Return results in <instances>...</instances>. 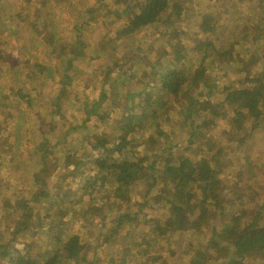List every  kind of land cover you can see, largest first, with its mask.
Here are the masks:
<instances>
[{"label": "trees", "instance_id": "trees-1", "mask_svg": "<svg viewBox=\"0 0 264 264\" xmlns=\"http://www.w3.org/2000/svg\"><path fill=\"white\" fill-rule=\"evenodd\" d=\"M54 1L43 0V4L37 8L36 4L39 2L35 0L36 4L31 2V8H34L33 12L36 14L38 10L42 8L46 10V6L51 4V8L54 7V9L50 8V10L57 17V9H59L57 6L62 0H56V3ZM125 1L116 0V9L110 11V14L116 16L115 11H119L120 17H128V22L117 30L115 36H106L107 40L102 43L103 51L109 50L111 54L112 43L157 25L162 28L158 33L165 43L167 42L168 49L165 53L169 55L168 60L171 63L138 69L133 63L124 68L122 60L114 61V65L109 70H105V80H108L113 69L119 68L125 71L122 73L125 74L126 79L136 80L138 84H142L140 90L131 96L132 99H146L153 108L150 109V104L146 102L148 107L144 106L149 111L138 114L132 108L136 107L135 104L130 102L125 110L118 113L116 125L113 124L116 135L118 134L116 140L111 139V134L110 136L101 135L98 139L88 138L92 144L89 148L82 150L81 158L73 161L71 160L73 154L66 156L59 168L60 170L65 166L70 169L68 178L73 180H77L81 170L84 172L82 177L85 180L81 191L98 195L100 199L98 208L93 205L89 207L90 211L101 214L99 223L105 221L107 224L105 232L100 229L96 234L91 232L90 236L93 239L87 240L74 232L63 238L67 231H71L68 224L70 221L67 220L64 223L66 228L55 234L58 236V241L53 252L40 258L39 255L28 252L27 254L14 253L13 246L0 243V261L16 255L12 260L17 264H99L102 259H98V255L101 256L109 250L110 246L106 245L114 243L119 246L118 249L120 248L118 252L121 254L118 260L120 264L128 263L127 260L132 257V253L139 262L140 256L147 255L149 261L146 264H161L164 259L161 254L163 252H169L172 261L176 260L177 253L169 249L171 244L168 241L175 235L183 236L193 233L192 231L197 232L198 238L204 236L203 242L208 244L206 249L210 254L222 258L218 262L211 258L212 262H216L213 264H240V261L242 263L251 252L264 254V192L261 195V186H264V52L260 54L258 50V42L262 38L255 37L254 43L247 36L248 28H257L254 25L255 17H259L258 21L264 18L263 1H259L260 8L256 7L247 16V25H244L242 21L244 15L238 23L231 24L230 37L225 40L228 45L224 48L221 43L214 40V35L212 36L215 33V37H219L222 32L221 29L214 31L218 27L219 20L212 11L199 12L200 16L197 17L199 22L197 26L201 28L200 32L205 40L190 35L192 40L187 45L184 42L186 33L179 26L184 17L186 2L181 0ZM50 13L42 12L40 17L48 16ZM21 15L18 13V18L24 21L20 18ZM92 18L94 20V17ZM79 19L80 22L89 24V21L82 16ZM42 27L53 28L52 22L45 19ZM80 35L71 44L69 67L73 65L74 60L85 55L86 41ZM232 36L239 38L234 41ZM20 37L21 34H19ZM4 38L3 42H0V72L6 63L13 62L9 59L10 50L7 48L12 38L8 36ZM252 47L254 49L250 50ZM238 49H241V53H238L242 58L231 59ZM192 53L195 54L193 57L197 62H193L191 67H186L185 62ZM15 56L21 59V63L9 64L10 69H7L5 74H9L11 85L8 94H0V108L3 111L14 105L12 107H18L19 111L17 116L11 118L25 119L24 105L27 108L34 107L30 97L31 90L45 84L48 76L45 75L44 64L22 58L19 54ZM233 62H238L237 68L232 66ZM180 64L181 73L176 69ZM257 70H259L258 73ZM21 72L26 73L23 82L30 87L28 89L17 78ZM145 72L147 77L141 79L140 74ZM106 81L102 85L104 90H100L102 94L84 103L83 114L87 113V120L96 116L107 122L109 115L112 114V119L119 109L118 105H110L107 98L108 93L120 95L113 90L117 83L111 84L108 89ZM124 83H126L125 80ZM151 85L155 90L151 91L148 88ZM106 89L109 92H106ZM152 93L154 99L151 97ZM73 98L80 99L79 105L86 99L75 95ZM68 99H70L69 96L64 92L58 93L55 115L66 116L63 106ZM90 105L93 107L91 108ZM144 106L139 105L140 111L144 110ZM173 106H178L176 110L178 118H185L180 120L182 131L186 134L183 147L182 144L172 146L162 142L167 135L160 132L157 136L154 132L161 129V126L160 124L156 126L157 123L154 126V122L151 123L152 118H161L158 113L164 107L170 110ZM100 113L104 116L100 117ZM198 116H201L199 118L202 122L194 131L190 123ZM231 116H236L238 121L241 120L242 127L239 128L242 134L241 144L250 139L255 146L250 157L244 154L239 155V159L228 156L227 145L239 151L238 141L235 145V141H229L224 147H221V144L218 147L216 143L219 145V141L205 140L206 134L202 132L203 129L207 128V131L212 133L215 128L212 125L214 122L217 123L225 118L231 121ZM30 117H34L32 113ZM77 127L75 124L70 125L73 130ZM66 128L70 129L69 126ZM146 129H150L152 133L147 134ZM173 129L176 130V127L174 126ZM194 147L201 155L200 163L196 164L187 153ZM45 152L38 156L41 163L33 180L35 187L39 190V196H33L31 201H41L42 194L52 189V194H49L50 197L45 203L52 201L53 207L62 208L69 199V190L62 196V186L49 185L51 173L57 171L58 165H53ZM235 182L237 186L244 182V188L233 189ZM256 182H258L257 185H254ZM229 190L233 205L227 203ZM81 191L79 194H82ZM29 203V200L18 199L17 192H12L10 196H1L0 193V212H6L5 214L8 215V223L0 225L2 229L0 236L4 235L2 233L4 230L7 231L10 228L12 222L10 211L18 212L20 207H23L24 214L17 221L19 227H16V234L22 229L39 232L40 226L42 227L45 222L53 223L55 218H58L57 214H52L47 216L48 221L41 222L42 218L34 208L29 206ZM116 203L122 211L113 214L116 218H112L113 215L108 217L107 209L113 210V205ZM45 207L48 209L50 206ZM85 211L86 209L80 210L81 213ZM77 213L79 211L74 210V214L77 215ZM205 214H207L206 218H204ZM85 215L88 216V214ZM195 215L198 216L192 224L191 220ZM217 218L221 220L219 225L213 224L212 221ZM64 219H69V216ZM113 220L117 223V227L112 224ZM142 220H145L148 230L142 227L144 224ZM32 222L36 224L34 228H31ZM100 243L105 245L102 250L97 249L101 246ZM142 262L143 260L140 264ZM188 264L204 263L196 256L192 257Z\"/></svg>", "mask_w": 264, "mask_h": 264}, {"label": "rangeland", "instance_id": "rangeland-1", "mask_svg": "<svg viewBox=\"0 0 264 264\" xmlns=\"http://www.w3.org/2000/svg\"><path fill=\"white\" fill-rule=\"evenodd\" d=\"M37 1L39 2L38 4H36L35 0H0V18L2 19L0 21V42H3L5 39L4 37L7 36L12 38L7 48L10 50L9 59L13 61L11 63H6V66L3 67L0 72V94L4 95L9 93L8 90L11 85L9 83V74H5L7 69H10L9 64L19 65L21 63V59L15 55L19 54L22 58H27L28 60L32 59L35 63L39 62L44 64L46 66L45 75L48 76L45 84H41L39 88L31 90L30 97L32 98L34 107L27 108L26 105H24L25 119L16 117L11 118L12 116H17L19 111L18 107H12L14 105H11L10 108L3 111L0 108V193L1 196H10L12 192H17L18 199L29 200V206L38 212L39 216L42 218L41 222H45L47 216L52 214H57L58 218H55L53 223L45 222L42 227L40 226L39 232L35 233L31 229H22V231L16 234V227H19L17 221L21 219L24 211L23 207L18 208V212L12 213L11 210L10 214L12 217L9 218L12 222L9 226L10 228L2 232L4 235L0 236V243H8L10 246H13L14 253L20 252L27 254L28 252L36 256L39 255L40 258H42V256H46L54 251L58 241V236L55 234L66 228L64 223H66L67 220L70 221L68 224H70L69 230L71 231H67L62 236L63 238H65L67 234L74 232L80 234L86 240L88 238L93 239V237L90 236L91 232L96 234L99 229L105 232V227L107 226L105 221L99 223L101 214L96 211H90V205L97 208L98 205H100L98 195L81 191L85 180L82 177L84 176V172L81 170L77 180H73L72 178H68L70 169L63 166L62 169L59 170L65 157L73 154L71 160L75 161L76 158H81L82 150L89 148L92 144L88 138L98 139L101 135L110 136L109 134H111V139L116 140L118 134L116 135L113 124L114 126L116 125L115 123L119 117L118 113L125 110L127 104L130 102L133 105L135 104L136 107L132 108L138 114L149 111L147 103L150 104V109L153 108L148 100H133L131 97L135 94L134 92L140 90L142 84H138L136 80L129 81V78L126 79L125 74L122 73L125 71L119 68L113 69L114 71L111 72V75L106 81L105 70H109V68L114 65L113 62L117 60L123 61L122 66L124 68L133 63L138 69L144 68L145 66L157 67L161 63H171V61L168 60L170 58L169 55L165 53L168 49L167 42L165 43L158 33L162 28L157 25L150 26L142 31H138L136 34L112 43L111 54H109V50L104 49L105 51H103L102 43L107 40L106 36H115L117 30L128 22V17H120L119 11H115L116 16L110 14V11L116 9V0H62V4L60 3L61 5L59 4L57 6L59 8L57 9V17H55L50 10L51 4L46 6V10L42 8L34 14V8H31V2H34L37 8L43 4V0ZM181 1H184V3L186 2L184 17L179 25L186 33L184 42L188 45L192 40L191 36L204 39L200 32L201 28L197 26L199 23L197 22V17L200 16L198 13L212 11V14H216L215 16L219 20L218 27L215 28L214 31L220 29L222 31L219 37H215L214 31L212 36L214 35V40L219 44L221 43L223 48L225 45H228L225 40L230 37L229 31L231 30V24L238 23L244 15L242 21H244V25H247V16H249L251 11L255 10L256 7H261L259 1H263L264 3V0ZM122 2L126 1L122 0ZM54 3H56V0ZM51 9H54V7ZM42 12L51 13L48 16L41 15L40 17ZM18 13L22 14L20 18L24 19V21H20ZM81 16L85 20H88L89 24L80 22L79 17ZM92 17H94V20ZM45 19L52 22L53 28L42 27V22ZM258 19V16L255 17L256 23H254V25L257 28H248L247 36L249 39L253 40L254 43L256 42L254 40L255 37L262 38V40L258 42V50L260 54H263L264 18H262V21H258ZM259 25H261V27H259ZM19 34H21L20 38ZM79 34H81L80 36L86 41V45L84 46L85 55L74 60L73 65L69 67L68 59L71 57V44ZM238 38V36H232L234 41L238 40ZM253 49L252 47L250 50ZM258 50L256 51L258 52ZM238 52L241 53V49H238L236 55L231 57V59L242 58L239 57ZM193 56H195L194 53L188 56L185 62L186 67H191L193 62H197ZM141 65L143 66L140 67ZM232 66L237 68L238 62H233ZM177 67L176 69L181 73V64ZM244 68L246 70L248 69L247 67ZM256 72L258 73L259 70ZM25 74L26 73L21 72L18 74L17 78L22 81V85L28 89L30 87L26 85L27 83L23 82L26 76ZM146 77V72L140 74L141 79ZM124 80L128 83L127 86ZM104 81H106V87L108 89L111 84L115 85L117 83L116 88H113V90L120 95H110L108 93L107 98L109 99L110 105H118L119 109L112 119V114L109 115L110 118L108 116L109 119L107 122L98 119L96 116H92L87 120V113L85 112V115L83 114L84 103H88L90 99L98 98L102 94L100 90H104L102 88ZM36 87H38L37 83ZM148 88L151 91L155 90L154 87L152 88V85ZM108 89L105 91L109 92ZM205 90L208 89L205 88ZM59 92H64L70 98L63 106L66 116L55 115L56 97ZM73 95L86 99L82 101L83 104L79 105L80 99H74ZM151 97L154 99L153 93ZM14 101L17 103V99ZM140 104L147 107L144 106V110L140 111ZM90 106L91 108L93 107L92 105ZM177 108L178 106H173V108L169 110L164 107L158 113L161 115V118L154 117L151 123L154 122V126L156 123V126L158 124L161 126V129L154 132L157 136L160 132H164L163 135H167V138L162 139V142H167L168 145L172 146L182 144L183 147V145H185L183 142L186 139V134L182 131V123H180V120H184L185 118H178L176 113ZM30 113H32L35 118L30 117ZM103 113H100V117L104 116ZM162 116L164 117L163 119ZM199 117L201 116H198L195 120L192 119L193 121L190 123L194 131L197 130L199 124L202 122ZM238 120L236 116H231V121L225 118L219 120L217 123L214 122L212 125L213 127L215 126V128L212 133L207 131V128L202 130V132L204 131V134H206L205 140L219 141V145L216 143L218 147L220 144L221 147H224L229 141H235V145L238 141L239 151L230 145H227L226 150L229 157H234L236 159H239V155L242 154L249 157L252 156L255 147L250 139L243 145L241 144L242 134H240L239 128H241L242 125L241 120ZM73 124L78 126L77 129L73 130V128H70V125ZM66 126H69L70 129L66 128ZM174 126L176 130L173 129ZM145 132L147 134L152 133L150 129H146ZM260 132L262 133V129ZM197 141L200 142L199 140ZM43 151H46L45 154L53 165H58L55 173L50 172L51 180H49V185L51 187L55 184H57L55 187L62 186V196L65 191L69 190V199L65 205H62V208L57 209L53 207L54 204L52 201L45 203L50 197L49 194H52V189L42 194L43 199L41 201H31L33 196H39V190L35 187V182L33 180L35 179L34 174L38 171L41 163L38 156L40 153L42 154ZM187 153L195 164L200 163L201 155L197 153L196 147H194V149H189ZM237 163H239V161ZM225 165L227 164L225 163ZM230 166H232L231 162ZM257 183L258 182L254 183V185H257ZM236 184V182L233 184V189L236 190L239 187L244 188V182H241L240 186ZM261 189V195H263L264 186H261ZM79 190L82 194H79ZM227 198L229 199L227 202L228 205H233L234 202L233 198L230 197V190L228 191ZM46 205L50 207L47 209V207H45ZM85 209L86 211L84 213L80 212V210ZM56 210L60 211L57 212ZM74 210L79 211V213L75 215ZM120 211L122 210L116 203V205H113V210L108 211L107 209L108 217L113 214H118ZM5 213L6 212H0V225L2 223H8V215ZM85 214H88V216L86 217ZM67 216H69V219L65 220L64 218ZM197 216L198 215L192 217V224ZM206 217L207 214L204 215V218ZM87 218L89 221L86 222L85 220ZM112 218L116 217L113 215ZM212 221L213 224H221V220L218 218ZM144 222L145 220H142V223ZM31 224V228L36 226L34 222ZM112 224L114 226L117 225L114 220ZM142 227H144V229L147 228V230L149 229L145 223ZM1 231L2 229H0V233ZM192 232L193 233H188L183 236L175 235L168 241V243L171 244L169 249L177 253L176 260L172 261V256L169 252H163L161 254L164 256V259L161 264H188L189 260L196 256L199 257L204 264L216 263L215 261L212 262L211 258L217 262L219 259H222L218 258V255L210 254L206 249L208 244L203 242L204 236L198 238L197 232ZM106 246H110L109 250L97 257L98 259H102L99 264H120L118 262L121 256V254L118 253L120 250V248L118 249L119 246L114 243ZM104 247L105 245H101L97 249L102 250ZM14 256L16 257V255ZM14 256L2 259L0 264H17L12 260ZM142 260V264H146L149 261L147 255L140 256V262ZM127 262L128 263L124 264H140L139 259L135 258L134 253H132V257H130ZM240 264H264V254L255 251L251 252L242 263L240 261Z\"/></svg>", "mask_w": 264, "mask_h": 264}]
</instances>
